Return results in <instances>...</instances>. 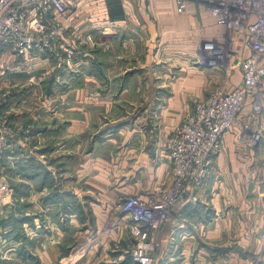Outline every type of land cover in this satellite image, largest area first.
Here are the masks:
<instances>
[{
  "label": "rangeland",
  "instance_id": "374dc122",
  "mask_svg": "<svg viewBox=\"0 0 264 264\" xmlns=\"http://www.w3.org/2000/svg\"><path fill=\"white\" fill-rule=\"evenodd\" d=\"M65 15H57L28 56L14 53L16 61H1L4 68L0 78V264H50L44 258L48 251L53 252L50 246H57L59 252L51 264H99L100 260H104L100 264H137L131 258L137 240L124 202L142 196L119 194L110 209L116 216L103 229L94 230L84 245L78 243V228L72 222L78 219L81 224L89 221L94 225L95 220L87 216L91 199L96 197L92 184L100 169L109 167L108 184L120 185L117 176L124 172L116 169L120 161L126 153L145 154L146 144L159 132L162 121L161 129L164 125L173 130L163 140L161 153L174 151L171 145L182 140L183 130L197 114L196 105L208 102L221 91L204 95L180 93L187 87L189 74H193L189 70L193 63L179 62L178 57L159 47L146 46L139 37L128 45L126 35L117 39L108 30L92 24L78 27V18L64 21ZM38 58L51 63L44 67L36 63ZM210 58L209 55L210 64L226 67L230 54L223 46L217 58ZM153 86H162L165 91L158 95ZM159 97L164 101L163 110L158 112L154 106L152 114L151 108L141 109ZM241 113L222 134L220 144L214 145L213 154H220L225 134L234 129ZM78 115L84 122H77L73 130L72 122ZM174 115L180 116L175 129L171 120ZM244 128L242 140L252 147L256 144L254 136L264 132V124L257 120L255 126ZM130 130L137 137L127 149L123 144ZM260 138H256L257 142ZM97 145L103 146L99 154ZM159 150L160 146L156 154ZM205 186L206 182L200 190ZM174 188L171 173L160 193L142 197L166 204L165 208L154 210V218H167L158 228L148 230V241L154 245L153 264L164 228L186 195L193 191L186 188L183 195H177ZM119 216H125L130 239L125 245L116 243L104 248L101 238L123 225V217ZM260 241L264 245V234ZM204 242L214 254L209 264H223L221 254L226 253V241ZM243 250L241 255L250 264H264V250L256 255Z\"/></svg>",
  "mask_w": 264,
  "mask_h": 264
},
{
  "label": "crops",
  "instance_id": "0c3cea01",
  "mask_svg": "<svg viewBox=\"0 0 264 264\" xmlns=\"http://www.w3.org/2000/svg\"><path fill=\"white\" fill-rule=\"evenodd\" d=\"M222 1L231 0H189L186 9L181 12L178 0H81L79 6L62 19L78 18L75 22L78 27L92 24L105 32L108 30L113 38L126 35L129 37L128 45H133L139 37L146 46L159 47V50L161 48L163 52L178 57L179 62L193 63L189 69L193 74H189L187 87L180 93L204 95L219 90L231 92L243 82L242 62L251 55V48L245 36L217 22L211 6ZM210 42L228 49L230 58L226 67L209 63L210 52L205 46ZM2 60L14 62L17 58L7 51ZM36 63L45 67L51 62L38 58ZM152 90L158 95L165 91L162 86H153ZM256 98L263 103L260 112L255 109ZM88 106L93 107L92 104ZM154 106L158 112L165 108L164 101L159 97L141 109L151 108L150 113L153 114ZM81 117L78 115L72 122L73 130L77 122H84ZM179 117H171L174 129ZM254 119L264 124V80L257 95L247 101L237 125L225 134L222 150L214 159L216 162L206 186L199 192L192 191L186 195L184 202L174 211L162 232V244L154 264H209L214 254L212 256L205 240L226 241L223 245L226 246L223 248L226 253L221 254L223 264H250L248 258L241 255L243 249L250 251L251 255L264 250L260 241V236L264 234V132L256 146L248 147L242 140L244 126H255ZM162 122L159 132L146 144L145 154L126 153L122 158L116 168L120 172L124 170L117 176L120 185L108 184L109 167L99 170L100 175L92 184L96 197L91 199V212L87 216L95 220L94 225L89 221L81 224L78 219L72 222L78 228V243L84 245L94 230L103 229L116 216L110 209L119 194L134 193L151 198L166 186L173 164L166 154L161 153V144L173 128L163 125L161 129ZM133 132L126 133L129 134L123 146L127 149L132 143L134 145V138L137 137ZM158 146L160 152L156 154ZM101 147H95L96 154ZM97 158L106 164L99 156ZM100 178L105 179L98 181ZM121 217L123 225L119 230L101 238L100 244L104 248L116 243L125 245L130 239L125 216ZM62 232L66 234V231ZM50 247L53 252L46 251L44 258L51 264L59 252L57 246Z\"/></svg>",
  "mask_w": 264,
  "mask_h": 264
},
{
  "label": "built area",
  "instance_id": "2783aa9c",
  "mask_svg": "<svg viewBox=\"0 0 264 264\" xmlns=\"http://www.w3.org/2000/svg\"><path fill=\"white\" fill-rule=\"evenodd\" d=\"M81 0H0V78L2 56L7 51L28 56L57 15H65L79 6ZM189 0H178L179 10L186 9ZM217 22L247 38L251 55L243 60V82L231 92H216L208 102L197 104L189 126L183 130L182 140L172 143L166 154L173 164L174 193L184 194L186 188L199 192L209 178L216 150L222 134L234 124L247 101L257 95L264 80V0H231L211 6ZM47 46V44L45 45ZM205 48L211 59L217 58L220 48L210 42ZM41 56V54H37ZM219 58V57H218ZM255 109L260 112L262 102L255 99ZM257 134L254 136L260 138ZM180 141V142H179ZM179 142V143H178ZM209 152V154H207ZM196 196V195H195ZM196 199V197H194ZM166 204L149 202L142 197L128 198L124 211L132 217V233L137 240L131 258L137 264H153L154 245L148 241V230L158 228L166 215L154 218V210Z\"/></svg>",
  "mask_w": 264,
  "mask_h": 264
}]
</instances>
